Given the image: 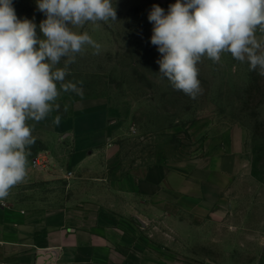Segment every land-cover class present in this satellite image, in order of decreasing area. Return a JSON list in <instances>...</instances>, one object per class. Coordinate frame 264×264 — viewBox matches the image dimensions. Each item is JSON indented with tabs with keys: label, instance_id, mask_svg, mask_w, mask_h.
Segmentation results:
<instances>
[{
	"label": "rangeland",
	"instance_id": "1",
	"mask_svg": "<svg viewBox=\"0 0 264 264\" xmlns=\"http://www.w3.org/2000/svg\"><path fill=\"white\" fill-rule=\"evenodd\" d=\"M112 3L117 20L69 25L78 34L87 32L100 50L95 54L85 45L76 54L64 82L76 83L83 96L63 91L57 82L60 108L52 112L66 116L64 106L73 100L106 105L113 133H122L116 138L122 169L115 177L138 165L148 169L144 192L158 196L136 205L143 213L138 222L128 219L155 229L140 237L145 264H264V76L230 53H222L219 62L203 56L197 63L202 93L192 99L161 76V54L151 44L153 5L167 14L176 0ZM12 6L41 35L46 17L37 0H12ZM255 35L264 40L259 29ZM55 67L63 68L64 59ZM40 146L35 141L29 155ZM218 160L227 167L237 163L238 169L217 170Z\"/></svg>",
	"mask_w": 264,
	"mask_h": 264
},
{
	"label": "clouds",
	"instance_id": "2",
	"mask_svg": "<svg viewBox=\"0 0 264 264\" xmlns=\"http://www.w3.org/2000/svg\"><path fill=\"white\" fill-rule=\"evenodd\" d=\"M37 9L46 17L39 36L33 21L17 18L12 0H0V199L27 175V149L35 143L27 120L39 122L60 108L57 82L83 96L65 77L85 45L95 54L100 45L69 25L117 20L112 0H37ZM148 20L151 44L161 54L159 73L192 99L202 93L197 63L203 56L219 62L230 53L264 76V40L255 35L257 29L264 33V0H176L167 14L153 5ZM62 58L64 67L56 68Z\"/></svg>",
	"mask_w": 264,
	"mask_h": 264
},
{
	"label": "crops",
	"instance_id": "3",
	"mask_svg": "<svg viewBox=\"0 0 264 264\" xmlns=\"http://www.w3.org/2000/svg\"><path fill=\"white\" fill-rule=\"evenodd\" d=\"M67 106L66 116L51 111L39 122H26L41 145L38 152L52 156L54 163L37 169L35 155L28 154L25 179L0 199V264H145L140 237L155 229L146 231L133 221L143 217L136 205L158 196L144 192L148 169L138 165L115 177L122 169L116 141L122 133H113L106 105L73 100ZM236 164L227 167L218 160L215 168L235 172Z\"/></svg>",
	"mask_w": 264,
	"mask_h": 264
},
{
	"label": "built area",
	"instance_id": "4",
	"mask_svg": "<svg viewBox=\"0 0 264 264\" xmlns=\"http://www.w3.org/2000/svg\"><path fill=\"white\" fill-rule=\"evenodd\" d=\"M53 163V157L43 152H38L32 159V165L37 169L48 168ZM66 174L71 175L72 171L68 170Z\"/></svg>",
	"mask_w": 264,
	"mask_h": 264
},
{
	"label": "water",
	"instance_id": "5",
	"mask_svg": "<svg viewBox=\"0 0 264 264\" xmlns=\"http://www.w3.org/2000/svg\"><path fill=\"white\" fill-rule=\"evenodd\" d=\"M207 264H216V263H214V262H208Z\"/></svg>",
	"mask_w": 264,
	"mask_h": 264
}]
</instances>
